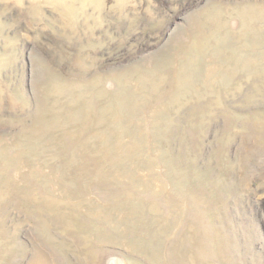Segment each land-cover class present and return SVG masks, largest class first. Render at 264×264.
Returning <instances> with one entry per match:
<instances>
[{"label":"rangeland","instance_id":"374dc122","mask_svg":"<svg viewBox=\"0 0 264 264\" xmlns=\"http://www.w3.org/2000/svg\"><path fill=\"white\" fill-rule=\"evenodd\" d=\"M0 264H264V0H0Z\"/></svg>","mask_w":264,"mask_h":264}]
</instances>
